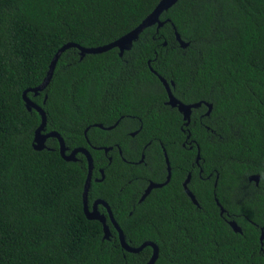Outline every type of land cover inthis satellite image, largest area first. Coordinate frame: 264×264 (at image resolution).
I'll use <instances>...</instances> for the list:
<instances>
[{
	"label": "trees",
	"instance_id": "obj_1",
	"mask_svg": "<svg viewBox=\"0 0 264 264\" xmlns=\"http://www.w3.org/2000/svg\"><path fill=\"white\" fill-rule=\"evenodd\" d=\"M161 1L0 0V264L149 261L150 248L129 253L115 228L107 240L103 224L87 219L85 157L65 161L55 138L47 140L46 149H34L42 118L26 108L23 93L43 83L64 45L91 49L113 43ZM160 20L164 26L145 29L123 57L118 49L83 58L76 48L65 51L49 86L27 96L46 112L45 133L58 132L70 149L87 148L94 165L103 152L90 148L84 135L94 124L141 118L139 137L158 150L162 169L159 144L164 145L171 180L142 203L128 198L142 171L119 158L105 163L100 196L131 247L156 243L155 264H264V0H179ZM174 27L187 48L177 41ZM151 68L182 103H203L187 128L183 116L165 104L167 92ZM205 104L212 105L209 115ZM94 130L87 133L93 145L116 142L95 143ZM123 151L131 160L129 150ZM189 174L200 207L184 191ZM253 175L261 177L258 186L249 180ZM100 186L91 187L90 199ZM215 197L230 217L221 216ZM228 218L242 227L241 234Z\"/></svg>",
	"mask_w": 264,
	"mask_h": 264
},
{
	"label": "water",
	"instance_id": "obj_2",
	"mask_svg": "<svg viewBox=\"0 0 264 264\" xmlns=\"http://www.w3.org/2000/svg\"><path fill=\"white\" fill-rule=\"evenodd\" d=\"M178 1L179 0H162L158 4V6L155 8V10L135 30H133L129 34L125 35L124 37L120 38L119 40H117L113 43H110L108 45H105L103 47L88 49V48H83L80 45H77L74 43H68V44L64 45L54 56V58L50 64L47 76L44 79L43 83L39 87L26 90L23 93V99H24V102L26 104V108L29 111H31L32 109H35L41 115V118H42L41 125L35 131L34 141H33L34 149L37 151H42V150L46 149L47 148V146H46L47 140L49 138H55L59 142L60 154L65 161L76 162L77 161V155L79 153H82L86 156L87 162H88V176H87L86 183L84 186V191H83L84 213H85L88 220L99 221L103 224L104 239H107V240L110 239L111 233H110L109 227L106 225L105 217L100 215L96 209H94L93 211H90L88 208V192H89V189L91 186L92 171H93V167H94V160H93L89 150L84 149V148H79V149H75L72 153L67 154L68 149L65 145L64 139L58 132L52 131L50 133H45V128H46V124H47L46 112L44 111V109L41 106L37 105L32 100H30L28 98L27 94L29 92H32V93H34L35 96H38L40 92L44 91L49 86V84L52 80V77L54 75V71H55V68L57 66L59 58L61 57V55L65 51H67L71 48L78 49L80 51L82 58L84 56L90 55V54L95 55V54L105 53V52L110 51L112 49H118L120 51V57H123L124 53L127 50L131 49L133 43L136 40H138L139 36L141 35V33L145 29L152 27V26H155V25H157L158 29L162 28L164 26L165 22H162L160 20V17L162 16V14L165 11H168ZM174 29H175L176 39L180 43L181 47L184 49L187 48L189 46V43L184 42L175 27H174ZM164 45H167V43H165ZM151 71L159 77L160 81L162 82L163 86L165 87V90L167 92L168 99H169L167 104L173 108H178L180 113L183 115L185 125L189 126L190 122H191L192 110L200 108L203 105V103L200 102L197 104H190V105H186V104L181 103L173 95L170 84L163 77L159 76L152 68H151ZM172 85H174V83H172ZM46 99H47V97L45 98V101H46ZM205 105L209 108V110L207 112V115H209L212 111V105L211 104H205ZM189 137H190V135H189ZM165 159H166V165H167V170H168V178H167L166 183H164V184H152L149 187V189L147 190L146 195H148L153 188H161L165 184L169 183V181L171 180L172 170H171V164H170V160H169L167 153L165 154ZM200 160H201V155H200V149L198 148L196 163L199 166H200V164H199ZM191 176H192L191 174L188 175L183 186H184V190H185L186 194L197 205L198 202L196 201L194 194L192 193V191L189 188V184L191 182ZM218 179H219V175H217V177H216L215 187L218 186ZM260 179H261L260 175H253V176H250V178H249L250 181H254L256 183H259ZM215 201H216L217 206L220 208L221 216H223V214L226 212L225 208L221 205V203L219 202V200L217 198H215ZM111 218L113 219L112 215H111ZM229 225L234 230V232L240 233V234L242 233V229L237 224L236 221H231L229 223ZM114 226L119 233L120 244L125 251H127L129 253H139L145 247L150 246L153 248L154 251H153V255H152L151 259L148 261L147 264H155L156 263L158 256H159V248L156 244H153L152 242H146L138 248L131 247L126 241L124 232L122 231L120 226L117 223H115V221H114ZM260 240H261V242L264 241V230H262Z\"/></svg>",
	"mask_w": 264,
	"mask_h": 264
},
{
	"label": "flooded vegetation",
	"instance_id": "obj_3",
	"mask_svg": "<svg viewBox=\"0 0 264 264\" xmlns=\"http://www.w3.org/2000/svg\"><path fill=\"white\" fill-rule=\"evenodd\" d=\"M168 100L165 102V104L167 106H169L167 104ZM178 101H180V100H178ZM169 107H171V106H169ZM171 108H173V107H171ZM173 109H176L180 113L178 108H173ZM193 110H192V113H193ZM191 116H192V114H191ZM129 118H130V116H129ZM134 119H135V117H133L131 120H126L123 123H121V119H120L115 124L110 125V126H106L104 124H94L92 126H89L84 131V135H85L86 141L88 143V146L92 149L100 150L103 152V157L97 162L98 164L94 165V167H93L90 189H91V187H93V185H96V186L101 185V186L98 189H96L98 193L97 192L93 193L95 196L93 200L90 199V196H89L90 189H89V192H88V208L90 211H93L94 209H96L100 215L105 217L106 225L110 229V233H111L110 237L113 236V233L111 230H112V228H115L114 221L117 224H118V222L116 221V219L114 217V213H113L112 207L109 204V202L106 199H104L102 196H100V194L102 193L101 191L104 189V187H102V186L104 185V181L106 180V165H105V163L107 162V163L111 164L113 162L114 158H116V159L119 158L120 161H122L124 164L127 163L128 165L136 167L137 171L138 170L142 171V174L138 173L139 175H136V177L134 179V186H133L134 191L130 195H128L129 201L134 202V203L136 201H137V203L144 202L152 194V192L154 190L159 189V188H153L151 190V192L148 195H146L149 187L152 184H164V183H166L167 178H168V174H167V176H163L165 171H167V173H168L167 165H166V159H165V154L167 152H166L164 145L162 143L159 144L160 150L162 151L163 157L165 159V169H162L160 166L159 160H158V157L160 154L158 152V150L155 148L154 149L151 148L152 142H143L141 140V138L139 137L140 133L143 130L142 119L141 118H137L136 120H134ZM184 126H186V125H184ZM91 127H94L95 129H97V130H94L92 132L95 143H99L101 141L106 142L107 140H108V142L109 141H116V142H114L113 145H108V146H103V145L102 146H95V145H93L89 141V138L87 137V133L89 132ZM187 127L188 126H186V128ZM183 131L186 132L185 129H183ZM189 139H190V137L187 136V139L185 140V143L183 144L184 147L190 144ZM79 148H84V147H75L73 149H70L69 147H67V149H68L67 154H70L75 149H79ZM123 148H126L129 150L128 156L131 158V160H128L125 158ZM84 149H87V148H84ZM69 150H72V151H69ZM78 156H83L86 158V156L84 154L79 153L77 155V161L79 160ZM86 160H87V158H86ZM118 166H120V164L117 165L118 170L123 169V168L118 167ZM197 166L199 167L198 164H197ZM199 178L202 179L201 174H199ZM163 179H165V180L157 182L158 180H163ZM191 181H192V176H191ZM129 182L131 183V181H129ZM184 182H183V185H184ZM259 183H260V181H259ZM259 183L255 182V184L257 186L259 185ZM118 184L121 186L120 191L124 192V191H122L123 185H121V183H118ZM118 184H117V187H118ZM167 184H165L164 186H166ZM215 184H216V179H215ZM215 184H214V186H215ZM198 185H199V183L196 182L195 186L198 187ZM183 188H184V186H183ZM187 197L190 199L191 203L194 206L200 207L199 200L197 199V196L195 194H194V197H195L196 201L198 202L197 205L192 201V199L188 195H187ZM118 199H122V197L118 196ZM132 214H133V212L131 210L129 212V215H132ZM111 215L113 216V219L111 218ZM226 215L228 217H230L227 213H226ZM226 221L229 224L232 220H230L228 218V220H226ZM241 229H242V227H241ZM261 230H263V229H261ZM116 231H117V229H116ZM242 232H243V229H242ZM117 233H118V231H117ZM261 233H262V231H261ZM118 238H119V233H118ZM119 242H120V239H119ZM146 242H151V241H146ZM146 242H144V243H146ZM260 242H261V240H260ZM263 242H261V245H263ZM152 243L156 244L154 242H152ZM143 244H141L140 246H142ZM134 248H138V247H134ZM146 248H150L152 251V255H153L154 250L150 246L145 247L139 253L143 252ZM134 254H138V253H134ZM152 255H151V257H152ZM151 257H150V259H151Z\"/></svg>",
	"mask_w": 264,
	"mask_h": 264
}]
</instances>
